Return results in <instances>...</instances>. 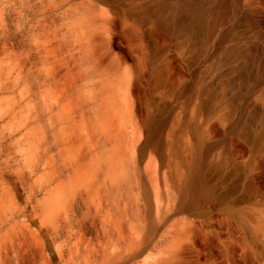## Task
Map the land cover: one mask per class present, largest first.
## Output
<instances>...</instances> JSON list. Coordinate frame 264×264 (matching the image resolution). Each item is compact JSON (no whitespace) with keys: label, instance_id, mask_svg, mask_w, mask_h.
Returning <instances> with one entry per match:
<instances>
[{"label":"bare ground","instance_id":"1","mask_svg":"<svg viewBox=\"0 0 264 264\" xmlns=\"http://www.w3.org/2000/svg\"><path fill=\"white\" fill-rule=\"evenodd\" d=\"M0 264H264V0H0Z\"/></svg>","mask_w":264,"mask_h":264},{"label":"rangeland","instance_id":"2","mask_svg":"<svg viewBox=\"0 0 264 264\" xmlns=\"http://www.w3.org/2000/svg\"><path fill=\"white\" fill-rule=\"evenodd\" d=\"M173 111H175V110H173ZM174 114H175V113H174ZM174 114H173L172 116H174ZM172 118H173V117H172ZM171 122L173 123V121H171ZM241 167H243V166H241ZM239 194H240V193H238L237 196H238ZM244 204H245V205H244ZM244 204L241 203V206L243 205V206H242L243 209L241 208L240 204H238V207H239V208H237V209L240 210V208H241V210H242V211L244 210V212H246V214H247V213H248V214H251V213H249V211L253 212V211H252V210H253L252 207L249 206V205H246V203H244ZM244 207H245V208H244ZM250 207H251L252 210H250ZM248 209H249V211H248ZM241 210H240V211H241ZM235 222H237V221H234V223H235ZM237 224H238V225H237ZM237 224H236V223L234 224L235 227H236V225L241 227V225H240L238 222H237ZM240 227H239V228H240ZM236 229L238 230V233H236V235L239 234V236H241V235L243 234V231H245L243 227L240 228V229L243 230V231H241V230L238 229L237 227H236ZM239 230H240V231H239ZM239 232H240V233H239ZM241 232H242V233H241Z\"/></svg>","mask_w":264,"mask_h":264}]
</instances>
